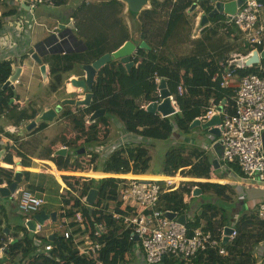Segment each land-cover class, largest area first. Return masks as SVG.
<instances>
[{
  "label": "trees",
  "instance_id": "16d2710c",
  "mask_svg": "<svg viewBox=\"0 0 264 264\" xmlns=\"http://www.w3.org/2000/svg\"><path fill=\"white\" fill-rule=\"evenodd\" d=\"M97 1L92 3L83 1L70 16L77 17L86 9L96 8L92 11V15L96 19L112 17L114 24L121 23L124 30L114 41H111L109 35L104 31H99L84 39L80 35H76L78 33L76 31L74 35L76 44L81 45L79 49L45 54L42 61L50 66V75L52 76L50 90L53 92L60 88L64 73L72 71L76 66L82 68L85 64H91L118 49L125 41L132 39L122 18L125 3L120 0ZM261 1L264 3V0ZM69 2L70 0H54V6L67 5ZM195 4L197 7L193 8ZM6 5L7 9L0 15V30L3 29L4 20L16 14L18 10V7L8 4V8ZM150 5V8L140 12L132 11L130 14L135 28L141 31L139 44H137L136 52L132 55L130 64H126L120 59H109L104 62L97 71L91 89L94 94L93 100L90 105L82 108L80 117L85 121L87 116L104 108L105 114L93 123L104 121V116L108 113L119 120L126 129L139 134L140 140L135 142L131 139L126 148L117 150L108 156H100L98 153H92L91 156L81 154V157L86 160L89 158L90 163L95 164L94 170L86 171L87 169L81 164L79 156L75 160H72L69 155L66 157L58 155L53 159L61 170L74 169L76 172L79 171L75 175L92 177V179L82 182L81 195H86L92 188H97L99 198L96 203H99L101 198L106 197L107 194L111 196L116 194V180L110 177H114L112 176L114 173L128 172L131 160L134 161L133 171L135 173L151 174L148 173L151 156L147 155L146 143L168 142L175 133L189 134L193 129L192 123L199 117H203L213 102L220 105L224 100L227 101L225 110L228 113H233L234 101L232 97L235 90L232 87L221 86V75L231 54L246 53L251 47L250 44L234 35L236 31L234 27H226L223 21L225 17L222 13L209 16L210 23L202 27L200 36L193 37L196 9L199 8L209 15L214 8L211 0H151ZM190 11L192 14H189ZM159 23L161 24L160 29L158 28ZM80 40L85 43V47L82 46ZM179 49L185 50L179 51ZM261 65L264 66V60ZM258 69V65L239 68L236 70V74L243 77ZM12 71L8 62H0V114L7 109L16 111L15 108H10L13 106V88L11 86L3 88ZM82 74L84 75L85 71ZM156 78L166 82L167 89L176 97L179 112L162 117L144 107L150 102L161 99ZM180 85L185 88L183 94H179L178 87ZM70 113V111H65L63 114ZM35 115L34 110L29 111L25 108L16 112L13 117L16 123H20L23 119H33ZM105 125L108 126L107 123ZM44 127L46 124H41L39 130ZM94 132L95 130L89 132L87 143L97 142L98 137L95 138V134H92ZM105 134L107 133L105 132ZM98 160L100 161L98 162ZM5 162L13 163L11 156L6 157ZM23 164L30 166L31 162L24 160ZM215 164L214 158L204 149L190 148L184 141L170 145L166 152L164 171L159 174L174 175L180 171L186 181H182L178 189L163 193L160 205L163 210H169L178 215L185 214L189 234H192L196 228L202 227L218 236L219 230L222 227L230 226L232 216L236 214V207H234V213L231 211L228 215L227 210L223 209L220 204L222 200L227 199H231L227 202L233 204L231 195L228 193V190L233 186L227 183L208 181ZM0 165L9 167L1 161ZM229 167L235 174H238V178H233L234 180H242L241 177L246 178L245 172L237 162H230ZM13 168H16V165ZM56 171L58 174L62 173L57 169ZM66 172L74 173V171ZM1 175L8 183L12 182L13 172L11 170L0 168V183L3 181ZM25 175L28 178L29 172H25ZM63 177L73 185L68 181L70 176L64 175ZM179 177L180 175L176 176V180ZM194 179L198 181H194ZM215 180L220 181L219 178L213 179V181ZM73 183H79V179L76 178ZM196 187L201 190L198 197H202L204 194L211 201L204 202L202 197L198 212H193L190 215L191 207L185 201V197L191 196L192 190ZM4 210V207L0 205V212H4ZM256 210L250 212L244 210L234 223L237 235L231 241L224 242L228 255H221L215 249L208 248L199 253L191 264H255L257 261L254 252L255 246L264 241V220L258 217ZM2 226L3 223L0 220V247L7 242V235L3 232ZM22 227L14 228L17 238L7 245V259L0 260V264H15L16 261H19L18 257L21 260L22 257H27L40 247L37 244L36 234L34 232L30 234L32 231L27 227ZM122 229L123 227L116 222L110 225V234L106 237V244L101 253V259L104 262L122 264L129 260L127 255L133 246V241L129 240V235L126 232L120 233ZM19 233H23V236L19 237ZM57 234L54 239L57 248L51 253L52 257L35 256L34 264H52L56 256L62 259L69 257L75 260L76 264L82 261L75 254L71 242L61 236V232H57ZM42 240L44 243L48 242L46 238L42 237ZM165 264H186V262L183 259L172 257L171 259L166 258Z\"/></svg>",
  "mask_w": 264,
  "mask_h": 264
},
{
  "label": "built area",
  "instance_id": "2783aa9c",
  "mask_svg": "<svg viewBox=\"0 0 264 264\" xmlns=\"http://www.w3.org/2000/svg\"><path fill=\"white\" fill-rule=\"evenodd\" d=\"M7 1L10 6L19 9H23L27 5V10L33 17L34 23H38L33 12L34 8L39 5L54 6V0ZM219 1L227 2L212 1L213 7H216ZM222 14L225 17L223 21L226 27H234L236 30L234 35L238 36L240 40H246L251 47L244 54H231L221 75V86L232 87L233 79L238 76L236 70L239 68L258 65L259 69L243 77L238 76V86L236 90L234 89L235 94L232 97L234 101L233 113H228L225 110L228 102L224 100L220 105L213 102L206 114L198 119L206 121L215 115H219L221 118L220 123L215 126L220 132L216 142L223 148L222 158L228 163L237 162L246 174V178H242L246 182L244 185L231 181L228 183L240 187L255 186L264 189V66L261 63L255 65H245L244 63L255 49L259 52L264 50V3L261 0H245L237 7L235 13L222 12ZM11 20L10 18L8 22ZM16 20H18V24L14 25L16 34L8 30H0V54L16 49L20 37L25 34V23L20 16ZM201 29H194L193 37L200 36ZM48 30L51 34L48 41L44 43L46 50L67 52L78 49L74 35V32L78 30L75 17L69 18L64 29L60 27V23H57ZM195 31L198 33L196 34ZM27 51L28 49L25 52ZM239 58L243 59L242 64L237 62ZM156 81L159 84L158 93L161 99L155 102L159 103L163 99L160 88L162 80L156 78ZM18 82L17 79L15 83ZM178 91L179 94H183L185 88L180 85ZM169 97L172 105L179 112L176 97L171 93ZM19 103L20 101L16 97L12 98V104L19 105ZM148 104L144 105L146 109ZM219 107L220 109H218ZM90 117H87L88 123L92 121ZM118 122L120 126H123L119 120ZM7 130L17 133L15 126L8 127ZM132 134L134 132L123 126L119 140L110 142L106 147L91 148L88 156H91L93 152L100 156H108L117 150L124 149L131 141L132 138L129 136ZM92 170H94V165H92ZM133 170L134 161L131 160L128 172L112 174L114 177L110 178H114L117 184L116 194L114 196L107 194L106 197L101 198L99 203H96L99 198V190L93 203L87 199L89 192L86 195H81L82 182L88 181L92 177L78 178L79 183H73V185L64 181L65 184H61L59 190L61 202L56 219L53 220L49 217L43 223L37 222L36 230L33 231L40 247L27 257H22L21 260L18 257L19 261H16L15 264H34L35 256L52 257L51 253L57 248L54 244L57 232H61L60 235L71 242L75 254L82 259L77 264H109L101 259V253L106 244V237L110 234V225L115 222L123 227L120 233L126 232L129 235V240L133 241V246L127 257L138 252L143 258L144 264H165V259L172 257L183 259L186 264H191L199 253L208 248L215 249L221 255H228L224 242H226L225 238L227 241H231L237 235L233 225H231L233 231L228 236L225 234V227L219 230L218 236L202 227L196 228L192 234H189L186 224L178 221L177 217L170 218L169 213L172 211L163 210L161 207V195L178 189L181 182L184 181L175 178L181 174L180 171L174 175H165L162 179H156L141 178V174L144 173H135ZM128 174L131 176H127ZM208 181L213 180L208 179ZM194 190H192L191 197L194 196ZM12 197L17 202L18 210L24 215L25 223L43 211L48 202L45 196L27 187H17L16 191L12 193ZM256 209L258 217L264 220V199L257 203ZM2 230L7 235V242L0 247V260H6L7 245L15 241L17 237L11 230L6 232L4 227ZM22 236L23 233L19 237ZM42 237L46 238L48 242L44 243ZM52 264H76V262L69 257L62 259L56 256ZM122 264H129L128 260Z\"/></svg>",
  "mask_w": 264,
  "mask_h": 264
},
{
  "label": "crops",
  "instance_id": "0c3cea01",
  "mask_svg": "<svg viewBox=\"0 0 264 264\" xmlns=\"http://www.w3.org/2000/svg\"><path fill=\"white\" fill-rule=\"evenodd\" d=\"M8 5V1L7 0H0V15L2 13V11H4L5 9H7L5 7V5ZM6 5V6H7ZM10 5V4H9ZM8 7V6H7ZM9 8V7H8ZM22 10H27V8H23V9H19L17 10L16 14H14L13 16L8 17L7 19L4 20V26H3V30H8L10 32H12L13 34H16L17 31L15 29V26L18 24V20H16L17 18H19V16L22 14ZM41 13L44 12L43 9L40 10ZM27 13V11H26ZM37 16V15H36ZM71 16H69L70 18ZM12 19L10 22L9 19ZM58 23L61 24V22L57 21ZM62 23H66V22H62ZM43 24V23H41ZM15 25V26H14ZM29 32L26 33V35H22L19 39V44L17 46L16 49L10 50L9 52H6L4 54H0V62H8L13 71L12 74L15 72L17 67H21V73L19 75L18 79V83H15L14 85H20L22 83V73L24 72L26 76H30L28 75V72H25L24 70V63L22 62L23 60H21V58L26 55V50L28 48H30L33 44L34 41H32V38L29 37ZM138 37V36H135ZM47 39V38H46ZM45 39V40H46ZM44 41V40H43ZM45 43V42H44ZM81 46V45H80ZM80 46H78V48H80ZM263 51V50H261ZM264 60V58H261V62ZM260 62V63H261ZM28 67H30V69L33 70V72L36 73L37 68L39 67L41 70V65H38L35 61H33L31 59V61H26L25 63ZM42 64H45L46 66V72L44 73L41 70V73L43 74V76H45L46 81L48 79V74L50 72V66L47 63L42 62ZM33 75L35 76V74L33 73ZM78 74L76 73H72V75H70V82H72V80L74 79H79L77 76ZM85 77V74L83 75L82 78ZM41 79V77H39ZM37 78V79H39ZM30 78L28 77V80ZM238 82H239V77L236 76L233 79L232 82V87L236 90L237 86H238ZM73 83V82H72ZM70 84L69 83V87H71V90L69 89V91H74L76 89H74L73 87L76 88V86H74V84ZM15 87V86H14ZM12 87V88H14ZM53 92V91H52ZM57 92V91H55ZM13 93L15 94V92L13 91ZM54 96V100L52 101V103H50V105H48L47 103L41 102V103H37L35 101V99H29L27 96L23 98H21L20 96H15L17 98V100L20 101L19 105H14L11 106L10 108H15L16 111L13 112L12 110H5L3 113L0 114V161L5 164L8 165L7 166H3L0 165V168H6L8 170H11V172H13V178L15 175L16 171H21L22 172V176H21V181L18 183V188L20 187H27L30 188L31 190L45 196V198L47 199V204L44 207L43 211L46 214H51L53 212H56L57 214V210L60 207V188H61V184H65L64 181L65 178L63 177L65 174H76L78 172L74 171V173H69L66 172L68 170H61L58 168L57 164L54 162V156H58V155H63V156H67L68 152L72 149L73 150H77V154L73 155L72 160H75L78 156L79 153L78 151L81 150L82 148L85 149V152L82 154H86L89 155V150L91 148H93V144H97L98 146H104L106 147L107 145H109L110 142H116L117 140L120 139V131L115 133V131H112V128L107 127H103V131H109V136L115 135V137L112 135L110 137H108L106 140H101L99 142H95V143H87V139H75V132L77 131V125L79 124L81 118L78 120V115L75 112V108L73 107H68L66 108L68 105L65 104L64 106H61L57 103L55 95ZM57 104V107H54V105ZM16 106V107H14ZM79 107V106H78ZM27 108L29 111L34 110L36 112V115L33 119H23L20 123H16L14 121V114L17 112H19L22 109ZM220 109V107L218 108ZM70 111L71 113L68 115H64V111ZM82 110V109H81ZM59 116V120L57 119ZM217 117H220L219 115H216ZM215 116V117H216ZM80 117V116H79ZM88 117V116H87ZM86 117V118H87ZM59 121H62L63 124H58ZM87 121V120H86ZM93 121L92 120L90 123L92 124ZM208 120H203L202 123L207 122ZM41 124H46V127H44L43 129L39 130V126ZM15 126L17 127V133H11L7 130V128ZM103 133V132H102ZM101 133V134H102ZM207 133V134H206ZM74 134V136H73ZM176 135V136H175ZM132 139L136 141L140 140V135L137 133H134L131 135ZM129 136V137H131ZM101 137V136H99ZM219 137V134H214L211 133L209 131V128L204 129L202 127V125H197L194 126L192 131L189 134H184L182 135L181 133H175L173 134L172 139L174 138V140L172 142L168 141V142H163L166 143L167 145H172L175 144V142H179V141H184L186 142L188 147H200L202 149H204L207 153H209L215 161V165L212 167V172H211V177L212 176H217L219 178H221V176L224 177V179H233L238 178V174L234 171H232L229 167V163L226 162L223 158H222V153H218L217 150L214 148L213 144L216 142L217 138ZM158 143V142H155ZM153 143V144H155ZM136 144V143H135ZM66 148L67 152L65 154H59L58 151ZM97 148V146H96ZM13 161V163H8L5 162V158L6 157H10ZM24 160H28L31 162L30 166H25L23 164ZM14 165H20L21 168L17 169V168H13ZM56 169L58 171H61V174H58ZM222 171L224 173H222ZM25 172H29V177L26 178ZM64 172V173H63ZM66 172V173H65ZM73 172V171H72ZM84 172V171H83ZM151 174H159L157 172H148ZM235 175V176H233ZM1 177H3V181L2 183H0L1 187H9V185L12 183H8L5 180V177L3 175H1ZM155 176H150L149 178H154ZM233 177V178H231ZM223 179V178H222ZM56 182H55V181ZM13 181V180H12ZM67 182V181H66ZM6 183V185H5ZM58 184L57 188H55L54 186H56L55 184ZM69 183V182H67ZM228 183V182H227ZM238 184L239 181H237ZM70 184V183H69ZM242 185V183H241ZM244 185V184H243ZM240 195L239 198L240 199H244L246 200H250L251 202L248 203H255L254 205L257 206V203L260 202L261 199H264V197L261 198H257V199H248L246 193H245V189L244 187H240ZM56 190V191H55ZM55 191V192H54ZM11 196V201H8L6 199L7 195H2L0 193V205L4 207V212H0V220L2 221H9L10 217H12V215L16 216L17 218H24V215L20 213V211L17 208V202L16 200L12 197V193L9 195ZM198 197V196H197ZM197 198L194 196H186L185 197V201L189 204V207H191V209L189 210V214L191 215V213L193 212H198V208H199V202H202V200H200V198H198L199 202L195 203V204H191L192 200H196ZM202 199V198H201ZM247 204V203H246ZM192 205V206H191ZM236 214L232 216L231 219V225L234 226V223L239 219V215H242L243 212L240 211H236ZM234 213V211H233ZM18 225H15L14 227L11 225H8V223L3 224L2 227L9 228V231L11 230L13 235L16 236V234L14 233V228L17 227ZM50 230V228H48ZM44 233H46V231H44ZM21 234V233H19ZM20 236V235H19ZM254 252L256 254L257 257V261L255 264H262L264 262V241L259 243L257 246H255ZM129 260L128 263L132 262H136L138 264H144L143 258L140 257L139 253L136 252L132 255H129ZM131 259V260H130ZM131 262V263H132Z\"/></svg>",
  "mask_w": 264,
  "mask_h": 264
},
{
  "label": "rangeland",
  "instance_id": "374dc122",
  "mask_svg": "<svg viewBox=\"0 0 264 264\" xmlns=\"http://www.w3.org/2000/svg\"><path fill=\"white\" fill-rule=\"evenodd\" d=\"M98 2L97 0H70V2L67 5H62V6H48V5H39L36 8L33 9V12L36 16V20L38 21V23H34V19L33 17L30 16V12L29 10H22V14L20 15V18L23 20V22L25 23V35L26 33L29 32V37L32 38V41H34V43L36 44L37 42H41L43 40H45L46 38H48L51 34V32L48 30V28L53 27L55 24H57L59 22H68L69 20V16L73 13V11L83 2ZM150 2L145 5L143 7V9L146 8H150ZM41 9L44 10L43 13H41ZM93 9L96 8H92L89 10H84L83 12H81L80 14L77 15V17H75V21H76V25L78 28V33H76V35H80V37H82L83 39L92 35L97 34L99 31H104L106 32L111 41H114L116 39L119 38L120 36V32H122V24L118 23V24H114L113 22V18H103V19H96L93 15H92V11ZM27 11V13H26ZM96 11V10H94ZM197 12V16L195 18L194 24H193V30L196 29L198 30L199 28H202L201 26H199V20L201 17V10L199 8L196 9ZM132 12L129 10L128 5L125 4L124 10L122 12V18L124 19L125 24L127 25L128 31L130 33L131 36H140L141 31L140 29L135 28L133 20L131 19V15ZM189 14H192V11H190ZM43 23V24H40ZM161 24L159 23L158 28L160 29ZM195 33L197 34L198 31ZM222 37L225 35H221ZM136 44H139L137 39H132ZM185 47H189V46H185ZM185 50V49H184ZM183 49H179V51H184ZM26 61H31V58H29L28 56L24 57V60L22 61L24 64V70L25 72H28V75L30 76H26L25 73H22V83L20 85H14L15 87L13 88V91L15 92V96H20L21 98L24 99L25 96H27L29 99H35V101L37 103H47L48 105H50V103H52V101L54 100V96L56 98V101L59 105L64 106L65 101L66 100H70V99H74V100H78V99H82L84 98L85 95V91L81 90L80 88H78L76 86V90L74 91H69V89L71 90V87H69V83L70 82V75H72V73H76L78 74V78L81 79V77H83V68L76 66L75 69H73L72 71L68 72V73H64L63 74V82L60 85V88L57 90V92H52L50 90V82L52 80V76L50 75V72L48 74V79L46 81V77L43 76V74L41 73V70L39 67L34 68L37 69L36 73L33 72L32 69H30V67H28L25 63ZM33 73L35 74V76L33 75ZM28 77L30 78L28 80ZM41 77V79L39 78ZM39 78V79H37ZM68 107H73L75 108V112L78 115V120L81 117L82 114V108L86 107V106H77L75 104H67ZM54 107H57V104L54 105ZM67 111V110H66ZM65 112V111H64ZM80 116V117H79ZM59 120V116L57 118ZM104 121H99L98 123H88L85 119V121L80 120L79 124L76 126L77 127V131L74 133L75 134V139H87V137L90 135V131L91 130H95L94 133L95 134L94 137L97 138V142H99V140H104V138H108L110 136L113 135V132L115 131V133L119 132L120 130L122 131L123 126L119 125V122L116 118H114V116L106 113V115L104 116ZM107 120V122H105ZM105 123L108 124L109 128H112V135L109 136V131H106L107 134H105V132L103 131V127H107L105 125ZM58 124H63L62 121H59ZM97 124V125H96ZM97 130V131H96ZM99 130V132H98ZM120 131V132H121ZM100 132L102 133L100 135ZM97 133V134H96ZM73 134V136H74ZM207 134V133H206ZM106 135V136H105ZM92 136V135H91ZM101 136V137H99ZM115 137V135H113ZM176 136V135H175ZM104 137V138H103ZM92 138V137H91ZM174 140L170 139V142H172ZM96 142V143H97ZM177 143V142H175ZM93 148H95L96 146H98L97 144H93L92 145ZM146 150H147V155L151 156V160H150V166L148 169V172H157V173H161L164 171V162H165V156H166V152L168 151V148L170 145H167L166 143L163 142H158L155 144H146ZM94 153V152H93ZM77 154V150H73L72 149L68 152V155L70 157H73V155ZM81 154H79V158L81 164L84 166L85 169H87L86 171L92 170V165L95 166V164H93L92 162L90 163L89 158H87V160L83 157L80 156ZM100 160H98L99 162ZM78 164V163H77ZM68 171H75L74 169L72 170H68ZM79 172V171H78ZM222 173H224L222 171ZM67 176H70L68 179V181H70L72 184L74 182V180L76 178H83L86 176H78L75 174H65ZM146 177H152V176H159V174H144ZM235 176V175H233ZM96 178V177H93ZM219 177L217 176H212V178L209 179H218ZM233 178V177H231ZM236 178V176H235ZM243 178V177H241ZM244 179V178H243ZM177 180H184L186 181L185 176L180 174V177ZM220 181H211V182H218V183H227L229 181L234 182L236 184L237 181L234 179H223L219 178ZM55 181V180H54ZM189 181V180H187ZM193 181V180H192ZM194 181H198L197 179H194ZM56 182V181H55ZM98 183V182H97ZM230 184V183H227ZM56 186H54L55 188H57L58 184H55ZM233 186L232 189L228 190V193L231 195L232 198V203H228L227 200H231V199H227V200H222L220 202V204L222 205V208L227 210V214L229 215L231 211L234 210V207H236V211H240V212H244V210L247 212L250 211H254L256 210V205H254L255 203H248L251 202L250 200H244V199H240L239 195H240V186L238 185H234V184H230ZM240 189V190H239ZM56 191V190H55ZM54 191V192H55ZM210 195V193H209ZM194 197H196V200H192L191 204H195L198 203L199 200L198 198H200V200H202L201 198L203 197V201H211L209 197L205 196L203 194L202 197H197L194 195ZM6 199L8 201H11V196H7ZM217 203V201H215ZM247 203V204H246ZM201 205V202H199V205ZM192 206V205H191ZM257 211V210H256ZM22 215V213H21ZM240 216V215H239ZM238 216V217H239ZM219 219V218H217ZM8 223V225L11 226H15L18 225L19 227H26V223L24 222V218H17L16 216L12 215V217H10L9 221H3V224ZM231 224V222H230ZM30 234H33V231L30 232ZM131 260V259H130ZM132 262V261H131ZM129 264H138L136 262H132Z\"/></svg>",
  "mask_w": 264,
  "mask_h": 264
},
{
  "label": "water",
  "instance_id": "95a60500",
  "mask_svg": "<svg viewBox=\"0 0 264 264\" xmlns=\"http://www.w3.org/2000/svg\"><path fill=\"white\" fill-rule=\"evenodd\" d=\"M120 1L127 4L128 8L131 12L132 11L140 12L143 10V7L145 5H147L151 0H120ZM211 1L216 2L217 0H211ZM244 1L245 0H229L227 2H220V1L217 2L216 7L213 8V10L210 12L209 15L203 11L201 12V17L199 20V26L204 27V26L208 25L210 23L209 22V16L216 15V14L222 13V12L235 13L237 7L240 6ZM24 7L28 9L27 5H25ZM194 7H197V5L195 4L193 6V8ZM60 27L62 29H64L65 23H61ZM48 39H49V37L44 41L37 42L36 44L34 43L30 48H28L26 55H24L21 58V60H24V57L28 56L33 61H35L38 65H41V70L44 73L46 72V70H45L46 66H45V64H42L43 56L47 53L62 52L61 50H50V51L46 50L44 48V42L48 41ZM132 39L139 40V36L138 37L132 36ZM132 39L125 41V43L123 45H121L118 49L111 52L110 54H106L105 56H103L99 60H97L91 64L83 65L82 68L85 71V77L82 79H74L72 81L78 88H80L83 91H86L84 98L78 99V100H74V99L66 100L65 103L75 104L77 106H88V105H90L92 100H93V95H94L93 92L91 91V89H92L93 83L95 81L97 71L104 64V62L108 61L109 59H120L122 62H124L126 64H130L132 55L137 48V44ZM80 42H81L82 46L85 47V43L81 40H80ZM261 58H264V50L259 52L258 50L255 49L253 51L252 55L245 59L244 63H245V65L259 64L261 62ZM237 62L239 64H242L243 59L239 58L237 60ZM20 73H21V67H17L15 72L13 74H11L9 79L5 82L3 88H6L8 86L14 87V83L17 80V78L19 77ZM160 88H161V96L163 97L162 101L159 103H156L155 101L151 102L150 104H148L147 110L151 111V112H158L164 117H167V116H170L172 114L177 113L176 108L172 105L171 99L169 97L170 92L167 89L166 82L164 80L161 81ZM105 112H106V110L104 108L98 109L91 115L90 119L96 120L97 118L103 116L105 114ZM215 116H213L207 122H204V123H202V121L200 119H196L192 123L191 126L194 127L197 125H202V127L204 129L209 128V131L211 133H214V134L218 133L219 134L220 132L215 125L220 123L221 118L217 117V116L215 117ZM213 146L217 150L218 153H222L223 148L219 143L215 142L213 144ZM66 152H67L66 148H63V149L58 151L59 154H65ZM84 152H85L84 148H82L81 150L78 151L79 154H82ZM21 176H22V172L19 170L16 171L14 178H13V181L9 185V187H1L0 186V193L2 195L9 196L11 193L15 192L17 187H18V183L21 181ZM244 189H245V193H246L248 199H257V198L264 197V189H261L259 187H255V186H246V187H244ZM97 194H98V189L92 188L89 191L88 196H87L88 201L90 203H93ZM200 194H201V190L198 187H196L194 190V195L199 196ZM49 217H51L53 220H55L56 219V212H53L51 214H46L44 211H41L40 213L34 215V217L32 219L28 220L26 222V226L30 231H35L37 222L43 223L45 221V219H47ZM169 217L170 218L177 217L178 221H180L184 224H186V221H187L185 214L178 216L177 213L170 212ZM6 228H8V227H6ZM232 231H233L232 226H226L225 227V234L227 236L230 235L232 233ZM225 241H227V238H225Z\"/></svg>",
  "mask_w": 264,
  "mask_h": 264
},
{
  "label": "bare ground",
  "instance_id": "6f19581e",
  "mask_svg": "<svg viewBox=\"0 0 264 264\" xmlns=\"http://www.w3.org/2000/svg\"><path fill=\"white\" fill-rule=\"evenodd\" d=\"M73 82V81H72ZM71 82V83H72ZM72 84H74V83H72ZM74 86H76L75 84H74ZM74 89H75V87H73ZM16 168L17 169H20L21 168V166L20 165H16ZM113 176V175H112ZM127 176H131V174H128ZM165 175H163V174H159V176L156 178V179H162L163 177H164ZM141 178H149V177H146L144 174H142L141 176H140ZM236 181H239V183L241 184H245L246 182L245 181H243V180H236ZM5 231L6 232H8L9 231V228H5Z\"/></svg>",
  "mask_w": 264,
  "mask_h": 264
},
{
  "label": "flooded vegetation",
  "instance_id": "af4514ba",
  "mask_svg": "<svg viewBox=\"0 0 264 264\" xmlns=\"http://www.w3.org/2000/svg\"><path fill=\"white\" fill-rule=\"evenodd\" d=\"M85 93H86V91H85Z\"/></svg>",
  "mask_w": 264,
  "mask_h": 264
}]
</instances>
